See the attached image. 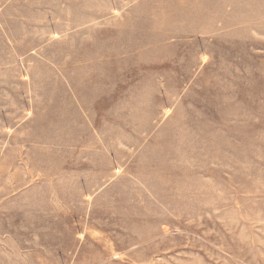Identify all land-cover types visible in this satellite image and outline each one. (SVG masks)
Returning a JSON list of instances; mask_svg holds the SVG:
<instances>
[{
  "label": "rangeland",
  "instance_id": "374dc122",
  "mask_svg": "<svg viewBox=\"0 0 264 264\" xmlns=\"http://www.w3.org/2000/svg\"><path fill=\"white\" fill-rule=\"evenodd\" d=\"M0 264H264V0H0Z\"/></svg>",
  "mask_w": 264,
  "mask_h": 264
}]
</instances>
